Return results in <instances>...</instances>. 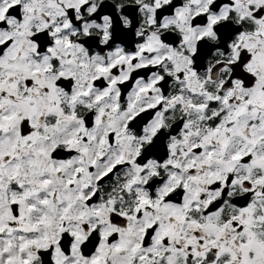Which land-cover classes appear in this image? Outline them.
Returning <instances> with one entry per match:
<instances>
[{
  "label": "snow or ice",
  "instance_id": "6c2138e0",
  "mask_svg": "<svg viewBox=\"0 0 264 264\" xmlns=\"http://www.w3.org/2000/svg\"><path fill=\"white\" fill-rule=\"evenodd\" d=\"M0 264H264V0H0Z\"/></svg>",
  "mask_w": 264,
  "mask_h": 264
}]
</instances>
